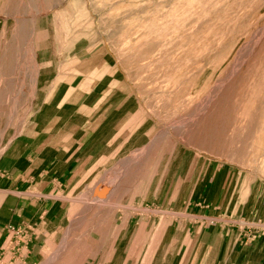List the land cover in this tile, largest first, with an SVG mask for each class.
Wrapping results in <instances>:
<instances>
[{
  "label": "rangeland",
  "instance_id": "rangeland-1",
  "mask_svg": "<svg viewBox=\"0 0 264 264\" xmlns=\"http://www.w3.org/2000/svg\"><path fill=\"white\" fill-rule=\"evenodd\" d=\"M29 185L49 207L0 264H228L264 236V0H0V201Z\"/></svg>",
  "mask_w": 264,
  "mask_h": 264
},
{
  "label": "crops",
  "instance_id": "crops-1",
  "mask_svg": "<svg viewBox=\"0 0 264 264\" xmlns=\"http://www.w3.org/2000/svg\"><path fill=\"white\" fill-rule=\"evenodd\" d=\"M71 162L56 166L57 172H50L47 185L51 189L60 187L61 180L70 172ZM26 189V191H25ZM18 192H7L0 201V237L9 235L12 230L21 231L29 218L41 210L46 212L48 201L41 200V195L31 188V185ZM52 215L50 216L51 219ZM239 234H229L226 245L220 248V254L228 260V264H264V236L258 237L249 247L240 250ZM219 241V240H218ZM205 247V246H204ZM217 248V247H216ZM200 252H204L201 250Z\"/></svg>",
  "mask_w": 264,
  "mask_h": 264
}]
</instances>
